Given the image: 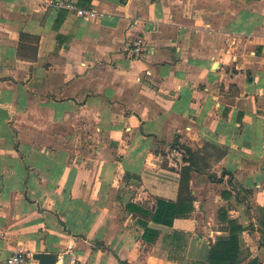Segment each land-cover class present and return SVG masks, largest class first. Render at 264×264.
Returning a JSON list of instances; mask_svg holds the SVG:
<instances>
[{"label": "crops", "instance_id": "0c3cea01", "mask_svg": "<svg viewBox=\"0 0 264 264\" xmlns=\"http://www.w3.org/2000/svg\"><path fill=\"white\" fill-rule=\"evenodd\" d=\"M174 143L201 162L168 226L128 205L177 200ZM223 207L264 264V0H0V264H205Z\"/></svg>", "mask_w": 264, "mask_h": 264}, {"label": "trees", "instance_id": "16d2710c", "mask_svg": "<svg viewBox=\"0 0 264 264\" xmlns=\"http://www.w3.org/2000/svg\"><path fill=\"white\" fill-rule=\"evenodd\" d=\"M178 139H176V142H178ZM171 149L181 151L182 156L177 200L157 199L151 209H143L132 204L128 205L129 209L146 216L148 221L168 226H172L176 219L190 217L194 212L195 197L192 192L191 180L192 173L199 169L198 164L201 162L199 155L193 152L191 148L174 143ZM163 155L166 156L164 152ZM163 165L168 167L167 159ZM226 196L231 197L232 195L226 193ZM219 224L221 229L226 232V236L219 238L211 245L209 260L205 264H263L259 258H253L250 262L245 263L251 255L250 252L243 251L240 243V235L245 228L239 220L230 217L229 208L223 207L219 210ZM255 230L261 234L260 246L264 249V207L260 209V217L257 220Z\"/></svg>", "mask_w": 264, "mask_h": 264}, {"label": "built area", "instance_id": "2783aa9c", "mask_svg": "<svg viewBox=\"0 0 264 264\" xmlns=\"http://www.w3.org/2000/svg\"><path fill=\"white\" fill-rule=\"evenodd\" d=\"M55 6L59 8H66L70 11H74L81 17L89 16L90 18H96L98 16L96 11L78 8L76 5L72 3L58 2L55 3ZM131 26L133 27L134 24H132ZM145 50L146 47L143 39L141 37H138L134 42L133 46L129 48L128 54L131 58L138 59L143 56ZM70 255L71 257L68 263H66L67 260L65 255H60L58 259L59 264H87L82 260H80L74 253L70 252ZM30 258L31 255L29 253L25 251H17L13 253L12 256L9 257L6 264H28Z\"/></svg>", "mask_w": 264, "mask_h": 264}]
</instances>
